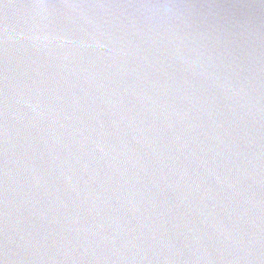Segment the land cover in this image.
Masks as SVG:
<instances>
[{
    "label": "water",
    "instance_id": "1",
    "mask_svg": "<svg viewBox=\"0 0 264 264\" xmlns=\"http://www.w3.org/2000/svg\"><path fill=\"white\" fill-rule=\"evenodd\" d=\"M0 264H264V0H0Z\"/></svg>",
    "mask_w": 264,
    "mask_h": 264
}]
</instances>
